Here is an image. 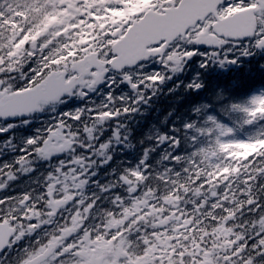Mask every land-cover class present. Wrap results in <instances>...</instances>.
I'll list each match as a JSON object with an SVG mask.
<instances>
[{"label": "trees", "instance_id": "16d2710c", "mask_svg": "<svg viewBox=\"0 0 264 264\" xmlns=\"http://www.w3.org/2000/svg\"><path fill=\"white\" fill-rule=\"evenodd\" d=\"M163 71L159 67L157 72ZM136 83L135 92L124 84L113 89L107 106L128 137L131 154L142 156L148 169L153 165L154 178L160 173L153 192L162 194L143 217L146 230L138 221L124 230L127 251H151L149 245H158L167 234H202L225 242L235 237L233 244H244V251L264 252V246L251 245L259 237L264 242V217L256 215L264 209V56L253 48L226 67L192 64L184 77L165 74L154 77L151 86L138 78ZM122 101L140 103L136 115ZM259 110L262 114L255 117ZM252 144L255 150L242 154V147ZM221 152L238 158L217 163L212 153ZM143 187L139 180L138 188ZM119 196L127 198L121 191ZM171 222L188 231H167ZM177 240L186 251L187 240Z\"/></svg>", "mask_w": 264, "mask_h": 264}, {"label": "snow or ice", "instance_id": "6c2138e0", "mask_svg": "<svg viewBox=\"0 0 264 264\" xmlns=\"http://www.w3.org/2000/svg\"><path fill=\"white\" fill-rule=\"evenodd\" d=\"M238 0H199L194 5L188 15L187 22L183 25V32L169 40L161 57L176 48L177 52L182 49L189 55L182 57V61L191 57L202 56L207 60L209 56L219 57V62H234L235 56L247 55L253 48H264V40L260 39L264 31L251 35H228L232 26L241 22L240 17L230 16V13L239 12ZM178 3V0H172ZM242 6V3H241ZM207 26V33L216 37L215 40L205 39L197 33ZM163 40H156L154 47H159ZM163 66V65H161ZM192 87H199L198 83H193ZM4 247H10L5 245ZM257 261H264V252L252 258V264Z\"/></svg>", "mask_w": 264, "mask_h": 264}, {"label": "water", "instance_id": "95a60500", "mask_svg": "<svg viewBox=\"0 0 264 264\" xmlns=\"http://www.w3.org/2000/svg\"><path fill=\"white\" fill-rule=\"evenodd\" d=\"M179 20L180 16L172 12L167 15H147L117 47L119 57L112 62L114 65L133 66L137 61L146 58L148 52L143 49L144 45L171 36L176 31Z\"/></svg>", "mask_w": 264, "mask_h": 264}, {"label": "rangeland", "instance_id": "374dc122", "mask_svg": "<svg viewBox=\"0 0 264 264\" xmlns=\"http://www.w3.org/2000/svg\"><path fill=\"white\" fill-rule=\"evenodd\" d=\"M0 14L9 18H14L16 20L18 18V15L16 16V13L14 12V9L11 6V0H3L0 2ZM52 36H54V33L52 34ZM110 260L111 258H106L104 264H109Z\"/></svg>", "mask_w": 264, "mask_h": 264}]
</instances>
